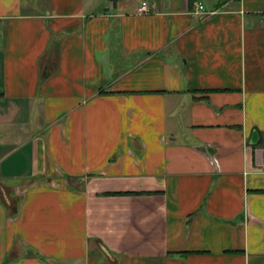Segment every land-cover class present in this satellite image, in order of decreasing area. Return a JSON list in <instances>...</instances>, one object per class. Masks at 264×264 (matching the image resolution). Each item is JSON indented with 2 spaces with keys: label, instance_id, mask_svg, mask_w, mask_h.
<instances>
[{
  "label": "crops",
  "instance_id": "1",
  "mask_svg": "<svg viewBox=\"0 0 264 264\" xmlns=\"http://www.w3.org/2000/svg\"><path fill=\"white\" fill-rule=\"evenodd\" d=\"M0 264H264V0H0Z\"/></svg>",
  "mask_w": 264,
  "mask_h": 264
},
{
  "label": "built area",
  "instance_id": "2",
  "mask_svg": "<svg viewBox=\"0 0 264 264\" xmlns=\"http://www.w3.org/2000/svg\"><path fill=\"white\" fill-rule=\"evenodd\" d=\"M194 9H195V11H194L195 14H200L203 11V5L199 2H196V3H194ZM137 12L138 13H147L148 12V6H147L145 1L141 2L140 6L137 9ZM214 13H215V11H212V12L207 13V15L211 16Z\"/></svg>",
  "mask_w": 264,
  "mask_h": 264
}]
</instances>
